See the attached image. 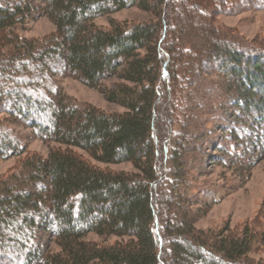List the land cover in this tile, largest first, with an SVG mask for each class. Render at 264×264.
<instances>
[{"label": "trees", "instance_id": "16d2710c", "mask_svg": "<svg viewBox=\"0 0 264 264\" xmlns=\"http://www.w3.org/2000/svg\"><path fill=\"white\" fill-rule=\"evenodd\" d=\"M131 7L155 19L96 23ZM245 10L264 0H0V157L26 152L13 125L55 144L0 176V264H264V202L237 228L195 226L216 201L192 163L214 148L244 176L264 129V39L219 22ZM40 16L55 31L22 36ZM65 75L117 79L104 94L125 110L68 98ZM125 162L137 171L99 165Z\"/></svg>", "mask_w": 264, "mask_h": 264}, {"label": "rangeland", "instance_id": "374dc122", "mask_svg": "<svg viewBox=\"0 0 264 264\" xmlns=\"http://www.w3.org/2000/svg\"><path fill=\"white\" fill-rule=\"evenodd\" d=\"M126 21L130 24L154 20L152 13L143 11L137 7L121 10L117 13L103 16L96 19L99 26L108 27L109 19ZM220 24H224L247 39H264V11L245 10L234 15H221ZM56 29L54 23L48 16H40L29 21L20 31L24 37L40 38L47 36ZM117 79H108L102 82L99 87H89L81 82L76 76L65 75L57 78V85L62 93L68 98L80 104H91L98 109L111 113L123 112L125 109L116 103L109 102L104 94L106 88L111 87ZM15 130L23 137L26 143V152L21 156L9 158L0 157V176L7 175L23 157L32 154L47 156L55 146L53 143L37 139L31 134V130L13 125ZM251 131V128H246ZM221 133V132H219ZM250 153V169L246 175H239L236 170H228L215 163L214 148L206 149L202 155L203 164L192 163V175L196 178L197 189L195 193L200 197L206 195L215 199V203L204 216L197 219L195 226L199 229H218L228 225L234 229L245 222L258 219L262 204L264 202V129L260 134L249 138L246 142ZM199 156V155H198ZM201 156V154H200ZM103 168L114 171L136 172L133 164L125 162L121 164H99ZM205 195H204V193ZM203 193V194H202ZM259 215V216H258ZM87 240L96 242H114L115 238L105 239L96 234H89ZM52 249L58 247L53 241L49 242ZM256 259L264 260V249L254 254Z\"/></svg>", "mask_w": 264, "mask_h": 264}]
</instances>
